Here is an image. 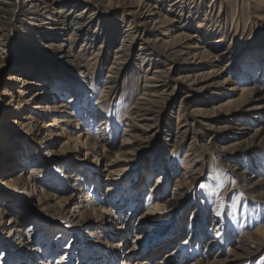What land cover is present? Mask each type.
Wrapping results in <instances>:
<instances>
[{
    "label": "rangeland",
    "instance_id": "obj_1",
    "mask_svg": "<svg viewBox=\"0 0 264 264\" xmlns=\"http://www.w3.org/2000/svg\"><path fill=\"white\" fill-rule=\"evenodd\" d=\"M47 32L66 35L59 28ZM244 32L235 35L225 28L221 44H212L224 48L235 38L236 50L264 49V5ZM114 37L113 48L108 46L98 56L93 54L96 46L71 49L66 72L57 70L54 75L48 69L41 72L44 66L39 61L31 70L19 61L20 49L26 51L29 44L18 49L7 44L6 51H0V181L4 182L0 187V264H134L146 259L151 264H264V251L250 254L239 243L240 237L264 225V198L251 188L240 187V168L226 167L228 162L238 161L241 167L254 168L257 157L264 155V144L223 152L226 158L220 161L213 151L217 143H228L225 135L231 139L240 132L238 122L230 117L245 121L252 119L254 111L239 108L234 114L221 115L224 118L219 122L230 121L233 126L226 133L211 130V124H195L202 166L191 179L183 170L190 138L175 146L171 135L176 127L192 122L190 112L202 108L201 101L210 103L214 97L207 92H201L200 98L189 93L173 72L164 89L156 88L164 91V98L154 105L153 116L140 122L141 129L126 127L125 116L144 92L145 71L135 54L122 64L116 87L109 94L102 92V84L111 74L112 51L122 41L120 33ZM136 48H140L138 44ZM63 50L65 54L68 46ZM154 61L163 62L165 57ZM18 77L46 86H53L54 78L64 79L76 88V101L88 93L97 104L102 96L107 105L101 119L109 126L106 139L110 140L106 159L97 163L84 156V150L67 136L68 130L75 129L73 124L64 126L65 132L45 125L50 120L37 113V106L48 98L41 94L48 87L20 84ZM21 91L26 93L20 95ZM24 111H31L29 117L35 120H21ZM95 124L89 123L93 133ZM212 132L218 135L209 141ZM205 146L210 149L206 151ZM246 161L251 166L244 165ZM29 167L33 174L27 173ZM80 186L95 203L111 202L109 208L97 214L84 208ZM154 198L159 208H154ZM124 237L128 240L121 246L111 245ZM130 244L134 248L127 247ZM163 244L167 245L164 252ZM171 251H175L174 258L163 259Z\"/></svg>",
    "mask_w": 264,
    "mask_h": 264
},
{
    "label": "bare ground",
    "instance_id": "obj_2",
    "mask_svg": "<svg viewBox=\"0 0 264 264\" xmlns=\"http://www.w3.org/2000/svg\"><path fill=\"white\" fill-rule=\"evenodd\" d=\"M263 5L264 0H0V51H6L7 44L14 45L17 49L29 44L26 51L20 49L19 61L26 62L27 70H31L33 63L39 61L44 66L41 72L48 69L52 75L57 70L66 72L65 66L71 63L68 59L71 49L79 47L86 50L96 46L93 54L98 56L108 46L113 48L114 36L117 32L120 33L122 41L112 51L111 74L106 76L102 92L105 90L109 94L116 87L122 64L135 54L139 59L138 64L145 71L144 92L139 102L125 116L126 127L141 129L143 124L140 122L153 116L154 105L164 98V91L160 93L156 88L160 86L164 89L165 82L173 72L177 73L175 79L190 89L189 93H196L200 98L201 92H207L214 97L210 103L201 101L202 108L190 112L192 122L186 121L184 127H176L175 134L171 135L172 145L175 146L187 137L190 138L185 150L183 170L192 179L202 166L199 163L201 156L196 151L195 141L200 135L193 129L195 124H211V130L226 133L233 126L230 121L219 122L224 118L221 115L233 113L239 108L253 110V117L249 120L230 117L238 122L236 125L240 132L231 139L225 135L228 143H217L213 151L219 158L217 161H220L226 158V152L264 144V49L254 48L247 52L242 47L236 50L233 44L235 38H231L224 48L212 44L213 41L221 44L225 28L232 30L235 35L238 31L244 32ZM250 8L254 9L251 11ZM58 28L63 29L66 35L59 37L47 32ZM136 44L140 48L135 49ZM65 46H68V50L63 54ZM243 50L246 53L241 56ZM159 56L165 57V61H154ZM235 69L238 72H234ZM16 79L20 84L48 87L41 93L48 98L37 106V113L50 120L45 125L65 132L64 126L73 124L75 129L68 130L67 136L84 150V156L90 162L97 163L106 159L110 140L106 139L109 126L106 120L101 119V113L107 105L102 96L98 98L97 104L93 102V95L88 93L85 98L76 101V88L65 84L64 79L54 78L53 86H46L44 82L38 84L27 77ZM24 93L26 92L21 91L20 95ZM78 103H81L80 106ZM183 104L180 103V108ZM31 113L24 111L20 116L21 120H35L33 116L29 117ZM91 122L96 123L94 133L89 128ZM217 135V132L210 133L209 141H213ZM204 149L207 151L210 148L205 146ZM261 158L257 157L256 166L252 169L241 167L238 161L228 162L226 167L231 170L240 168V187L251 188L257 197L264 198V155ZM243 164L251 166L248 161ZM26 170L28 174L34 173L30 167ZM18 175L19 171L16 176ZM252 175L258 176L252 181L249 179ZM23 180L26 184L27 180ZM3 185L4 182L0 181V187ZM80 187L84 208L87 207L95 214L109 208L111 202L97 204L83 190V186ZM153 193L151 192L152 196ZM156 201L154 198L152 204L154 208H159ZM153 212L151 210L150 215ZM146 220L150 218L147 217ZM127 240L124 237L122 241H112L111 245L119 247ZM239 243L243 247L247 246L250 254L264 251V225L240 237ZM165 246L167 245L163 244L161 247L163 252ZM127 247L134 248L133 244ZM174 253L175 251H171L164 254L163 259L174 258ZM147 260L133 261L134 264H151ZM152 264L163 263L154 261Z\"/></svg>",
    "mask_w": 264,
    "mask_h": 264
},
{
    "label": "snow or ice",
    "instance_id": "obj_3",
    "mask_svg": "<svg viewBox=\"0 0 264 264\" xmlns=\"http://www.w3.org/2000/svg\"><path fill=\"white\" fill-rule=\"evenodd\" d=\"M223 186H224L223 183H221V187H223ZM201 187H203V185H201ZM232 195H235V193H233ZM229 199H231V196L229 197ZM217 215H220V212H218ZM185 243H187V241H185Z\"/></svg>",
    "mask_w": 264,
    "mask_h": 264
}]
</instances>
